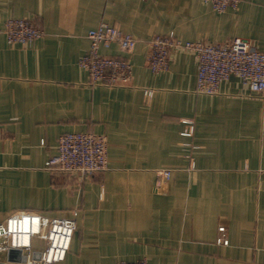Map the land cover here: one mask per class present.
Masks as SVG:
<instances>
[{
	"label": "crops",
	"instance_id": "1",
	"mask_svg": "<svg viewBox=\"0 0 264 264\" xmlns=\"http://www.w3.org/2000/svg\"><path fill=\"white\" fill-rule=\"evenodd\" d=\"M11 17L31 19L42 37L9 43ZM101 22L138 40L131 52L103 49L131 60L126 85H91L79 65ZM157 34L241 37L264 49V0L221 13L204 0H0V223L21 210L77 209L71 248L54 264H264V96L236 76L217 94L197 92V59L186 50L153 72L148 41ZM71 131L108 137L107 170L81 178L49 168ZM162 168L172 176L159 184ZM220 225L228 245L216 241ZM0 264L25 263L0 251Z\"/></svg>",
	"mask_w": 264,
	"mask_h": 264
},
{
	"label": "built area",
	"instance_id": "2",
	"mask_svg": "<svg viewBox=\"0 0 264 264\" xmlns=\"http://www.w3.org/2000/svg\"><path fill=\"white\" fill-rule=\"evenodd\" d=\"M217 12L238 9L241 0H204ZM3 33L11 44H28L42 37L43 30L31 19L8 18ZM89 49L79 59L86 70L89 84L110 87L128 84L133 76V64L126 56L103 53L117 44L121 51L131 52L137 38L124 32L117 25L101 22L88 32ZM148 66L156 73L169 70L174 50H186L197 59L196 91L217 94L221 84L231 76L238 77L251 92L264 96V49L252 45L247 39L236 37L228 43L183 41L174 34H157L149 41ZM185 136L192 137L195 125L184 119ZM108 137L102 133L71 131L61 134L57 152L49 159V168L54 171L81 178L108 169ZM160 184L172 176V170H157ZM78 210L72 216H48L29 210L17 211L0 223V251L14 249L20 252L25 264H54L66 259L76 231ZM217 243L228 245L230 240L226 226L220 225ZM44 243L37 249L35 241ZM117 264H149L146 259L120 260Z\"/></svg>",
	"mask_w": 264,
	"mask_h": 264
},
{
	"label": "water",
	"instance_id": "3",
	"mask_svg": "<svg viewBox=\"0 0 264 264\" xmlns=\"http://www.w3.org/2000/svg\"><path fill=\"white\" fill-rule=\"evenodd\" d=\"M8 252H9L10 257H12L13 259H21V254L19 251L10 249Z\"/></svg>",
	"mask_w": 264,
	"mask_h": 264
}]
</instances>
